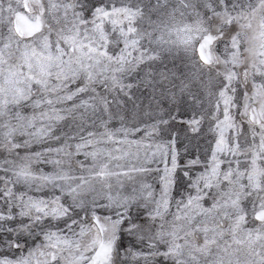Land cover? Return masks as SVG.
Segmentation results:
<instances>
[{"label":"snow or ice","instance_id":"6c2138e0","mask_svg":"<svg viewBox=\"0 0 264 264\" xmlns=\"http://www.w3.org/2000/svg\"><path fill=\"white\" fill-rule=\"evenodd\" d=\"M0 264H264V0H0Z\"/></svg>","mask_w":264,"mask_h":264}]
</instances>
